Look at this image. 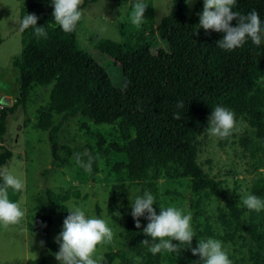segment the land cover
Wrapping results in <instances>:
<instances>
[{
  "label": "trees",
  "instance_id": "trees-1",
  "mask_svg": "<svg viewBox=\"0 0 264 264\" xmlns=\"http://www.w3.org/2000/svg\"><path fill=\"white\" fill-rule=\"evenodd\" d=\"M94 1L83 0L79 7L82 10ZM202 9L203 0H199L186 16L185 0H172L169 13L156 26L124 24L120 27L124 42L102 41L98 51L110 56L122 70L123 85L116 86L103 65L79 49L76 27L66 33L55 23L50 0H35L21 7L20 18L35 14L37 25L45 28L47 37H37L32 27L20 31L22 51L12 60L19 71V96L12 106L0 109V139L9 113L28 100L35 86H50L49 102L38 109L35 127L48 132L54 156L58 152V132L68 118L81 116L95 124H116L120 140L112 141L104 153L112 150L123 156L114 170L139 185L138 195L147 190L157 201L161 179H186L195 247L204 235L214 234L236 247L252 244L264 264V210L243 208L226 194L222 180L199 160L212 109L221 105L231 110L236 122L243 123V130L239 136L233 133L230 145L239 147L241 155L250 158V172L258 173L248 193L264 199V40L260 46L249 39L242 47L223 50L216 44L223 33L197 26ZM252 10L259 14L264 27V0H237L233 9L240 14ZM231 24L235 26V19ZM160 41L164 43L162 51L157 44ZM179 101H184L182 108L176 107ZM177 112L180 119L173 118ZM56 116L60 117L57 123ZM224 144L228 141L220 142L221 147ZM11 157L12 151L3 148L0 167ZM97 169L93 157L92 173ZM8 191L13 192L11 188ZM70 197L69 191L55 192L49 187L37 197L32 219L41 225L44 252L59 250L58 244L49 239V227L56 212L68 213L65 202ZM16 200L17 195L11 197L12 202ZM209 201L218 203L216 233L199 221L205 212L203 203ZM153 208L157 212L155 202ZM222 212L236 230L230 228ZM120 218L129 245L119 253H106L107 263L119 258V264H136L134 257H138L137 264H164L165 252L153 255L141 243L150 239L142 232L148 223L145 217L139 218V229L131 207L121 210ZM34 227L30 222L29 228ZM193 260L197 262L198 255H193ZM27 264L49 263L42 255L28 259Z\"/></svg>",
  "mask_w": 264,
  "mask_h": 264
},
{
  "label": "rangeland",
  "instance_id": "rangeland-1",
  "mask_svg": "<svg viewBox=\"0 0 264 264\" xmlns=\"http://www.w3.org/2000/svg\"><path fill=\"white\" fill-rule=\"evenodd\" d=\"M35 0H0V94L9 96L12 103L17 102L19 96V71L12 65V60L20 56L22 51L21 35L17 24L20 18V9ZM43 1V0H40ZM199 0H193L191 6L186 4V16H189ZM83 2V0H82ZM133 0H95L87 4L81 11L82 19L76 25L77 44L81 51L89 52L94 59L102 64L112 82L116 86L123 85L122 70L110 57L98 51L99 44L110 39L124 42L121 25H133L129 14ZM148 4L142 24L156 26L167 15L172 6V0H144ZM203 10V9H202ZM197 26H199V22ZM160 50L163 42L157 43ZM50 86H35L28 100L17 105L7 117L6 130L0 139V151L7 148L12 151V157L7 165L0 170H7L25 182L22 191L9 192V199L17 195L16 202L25 210V216L15 225L0 226V264H27L30 258H39L44 255L49 264H59L55 253L46 251L41 244V225L33 221L34 206L37 197L43 188L49 187L55 192L69 191L71 197L65 202L67 208L81 207L89 217L96 216L107 221L114 233L111 243L97 246L95 256L102 257V264H119V258L107 263L106 253H119L129 245L122 230L120 211L130 208L139 193V185L131 183L114 170V165L123 160L121 154L104 150L112 141L120 140L117 125L95 124L84 117L68 118L58 132V152L54 156L52 145L48 139V132L37 129L38 109L45 107L49 102ZM5 105L0 104V109ZM60 117H55V123ZM264 123V122H263ZM240 131H233L237 136L242 134L243 123H237ZM232 133V135H233ZM230 135L226 139H219L209 134L202 142L199 160L205 169L221 179L226 194L237 199L248 193L257 172H250V158L241 155L240 148L230 145L233 139ZM228 141L221 147L220 142ZM87 150L97 160V171L88 173L76 165L73 153H83ZM87 160V157H83ZM186 179H161L159 197L155 202L157 213L159 206H176L191 212L189 197L190 190ZM242 204V203H241ZM205 212L199 221L213 230L219 231L215 223L218 203L214 201L203 203ZM243 208H246L241 205ZM68 213L56 212L53 223L49 227V239L55 242V237L62 230L64 218ZM222 217L228 222L229 217L222 212ZM35 224L29 228V223ZM230 228L236 230L229 222ZM192 226L194 222L192 217ZM214 234L207 233L202 239L209 237L219 239ZM220 240V239H219ZM224 248L229 253L232 264H261L260 257L252 244L234 246L223 240ZM173 243H178L173 241ZM191 247H195L193 240ZM167 257L164 264H193V254L189 248L181 249L179 254L164 253ZM137 264L138 257H134ZM199 261V260H198ZM197 261V262H198Z\"/></svg>",
  "mask_w": 264,
  "mask_h": 264
},
{
  "label": "clouds",
  "instance_id": "clouds-1",
  "mask_svg": "<svg viewBox=\"0 0 264 264\" xmlns=\"http://www.w3.org/2000/svg\"><path fill=\"white\" fill-rule=\"evenodd\" d=\"M52 5L51 16L55 23L66 33L74 31L77 23L82 19L80 5L82 0H50ZM191 6L193 0H185ZM237 0H203V10L198 13L199 26L205 31L212 30L223 33L221 39L216 41L218 47L223 50L232 51L242 47L249 39L260 46L264 40V27L261 26L259 14L252 10L247 14H240L233 11ZM148 4L144 0H133L130 22L137 28L141 26L144 13ZM235 19L236 24L232 26L231 21ZM38 17L35 14H25L18 18L19 30L32 27L34 35L37 37H47L45 28L37 25ZM184 101H179L177 108H182ZM174 119H180V113L173 114ZM210 136L219 139H226L232 135L233 131H240L237 127L235 114L217 105L212 109L208 118L206 128ZM76 165L84 171L91 173L93 157L85 149L83 153L75 151L73 154ZM87 157L85 160L82 158ZM0 226L18 224L25 216V210L17 202L9 199L8 189L15 192L22 191L25 182L13 175L11 172L0 170ZM240 195V201L249 211L260 212L264 210V199L245 193ZM156 202L154 195L150 191H144L130 202L131 216L136 228H140V217H145L148 221L142 232L150 239H144L142 244L148 247L151 254L167 252H180L183 248H189L193 255H198L199 261L193 264H232L229 253L224 248L223 242L215 238L200 239L196 247H191L193 237L196 236L192 226L191 212L176 206H159V214L153 208ZM68 215L64 218L62 230L54 238L59 246L55 253V259L59 264H102V257L95 256L97 246L111 243L114 238L112 229L106 220L96 216H87L81 207L73 206L69 208ZM177 241L178 243H173ZM43 244V241H41Z\"/></svg>",
  "mask_w": 264,
  "mask_h": 264
},
{
  "label": "water",
  "instance_id": "water-1",
  "mask_svg": "<svg viewBox=\"0 0 264 264\" xmlns=\"http://www.w3.org/2000/svg\"><path fill=\"white\" fill-rule=\"evenodd\" d=\"M12 103V100L9 96H4L0 94V104L9 106Z\"/></svg>",
  "mask_w": 264,
  "mask_h": 264
}]
</instances>
